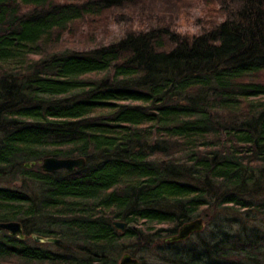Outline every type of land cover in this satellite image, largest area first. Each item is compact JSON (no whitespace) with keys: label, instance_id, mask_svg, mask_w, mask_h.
Returning <instances> with one entry per match:
<instances>
[{"label":"trees","instance_id":"obj_1","mask_svg":"<svg viewBox=\"0 0 264 264\" xmlns=\"http://www.w3.org/2000/svg\"><path fill=\"white\" fill-rule=\"evenodd\" d=\"M261 196L264 0H0V222L25 235L0 232V264H117L142 239L167 264H264ZM209 207L232 212L211 237L163 242Z\"/></svg>","mask_w":264,"mask_h":264},{"label":"water","instance_id":"obj_2","mask_svg":"<svg viewBox=\"0 0 264 264\" xmlns=\"http://www.w3.org/2000/svg\"><path fill=\"white\" fill-rule=\"evenodd\" d=\"M36 163L32 162L31 166H34ZM40 169L44 173H54L57 171L65 170L72 172L75 169H81L85 165L84 158H57V157H46L38 162ZM24 167L29 168L30 164H24ZM115 229L123 231L125 229V224L122 222H113ZM0 230L6 232L10 237L18 238L23 241L25 235L23 234V229L21 223L18 221H9V222H0ZM203 230V221L202 219H196L184 223L178 231L163 239V242L173 244L186 241L190 236L200 233ZM35 243H49L57 244L58 239H50L32 236ZM117 264H140V261L137 258L132 257L130 254L125 253L120 256Z\"/></svg>","mask_w":264,"mask_h":264},{"label":"rangeland","instance_id":"obj_3","mask_svg":"<svg viewBox=\"0 0 264 264\" xmlns=\"http://www.w3.org/2000/svg\"><path fill=\"white\" fill-rule=\"evenodd\" d=\"M197 16L198 14H194V17H193V21L195 19H197ZM115 25V26H114ZM112 25L109 30L110 32L113 34V36H115L116 38L119 37L120 35H122L123 33V29L121 28L122 26L121 25H117V24H114ZM197 26L194 27L193 24H191V26H186L185 25L180 28V30H183V31H188V32H191V33H194L196 30H197ZM32 163V162H31ZM31 163L30 164V167L27 168V169H30L32 166H31ZM26 164V163H24ZM28 164V163H27ZM38 164V163H37ZM26 168V167H25ZM5 184V186L7 187H10V188H20V182L18 181V179L16 178H10L8 181L6 182H3ZM264 196H261V197H256V198H262ZM219 213L220 216H226L222 213H225L227 215H231V211L230 210H227V211H223L221 212L220 209H214L213 207H209L208 209H206L205 211H202L200 215L196 216L195 218H193V220H196V219H202L203 221V230L200 232L202 234H204L205 236H209L211 237L212 234H213V231L215 230V224L217 223L215 221V215ZM214 218V219H213ZM228 218L230 220L233 219L232 216H228ZM191 220V221H193ZM115 222H118V221H115ZM123 223V222H122ZM256 225L258 226V228H263L264 229V219L262 222H258L256 221L255 222ZM231 224H233V222H231ZM236 227H233L232 231L235 229ZM1 232V230H0ZM171 236V235H170ZM167 238V237H166ZM195 239H198V236L197 235H194L192 238H191V241H194ZM209 239V238H208ZM28 242L31 243V236L28 237V239H26ZM141 240V239H140ZM207 240V239H206ZM144 240L142 239L141 241L139 242H136L132 245H128L126 246L128 249L127 250H124V252L122 253L125 254V253H128V254H132L134 256V258L136 257L137 259H139L142 264H167L165 263L163 260H162V253L161 251H156L154 249L152 250H145V251H142L141 249V245L143 244ZM158 242V241H157ZM156 243V242H155ZM53 245H57V244H53ZM51 245V246H53ZM147 246V245H145ZM124 247V248H126ZM181 249L184 248L182 246H179ZM51 249H57V246H54V247H50ZM178 247H176V249H180ZM121 255V256H122ZM131 255V256H132ZM165 256V255H164Z\"/></svg>","mask_w":264,"mask_h":264}]
</instances>
